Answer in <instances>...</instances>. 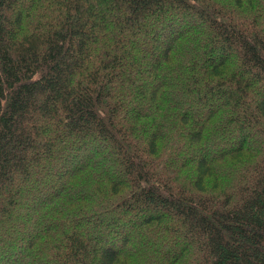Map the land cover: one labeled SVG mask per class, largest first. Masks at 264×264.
<instances>
[{
	"label": "trees",
	"instance_id": "16d2710c",
	"mask_svg": "<svg viewBox=\"0 0 264 264\" xmlns=\"http://www.w3.org/2000/svg\"><path fill=\"white\" fill-rule=\"evenodd\" d=\"M18 246L264 264V0H0L2 264Z\"/></svg>",
	"mask_w": 264,
	"mask_h": 264
},
{
	"label": "rangeland",
	"instance_id": "374dc122",
	"mask_svg": "<svg viewBox=\"0 0 264 264\" xmlns=\"http://www.w3.org/2000/svg\"><path fill=\"white\" fill-rule=\"evenodd\" d=\"M183 20H184V23H185V25H191V24H193V23H196L197 21L195 20V18L193 17V18H191V17H183ZM196 108V107H195ZM214 142H209L207 145H206V148L208 149V150H210V149H212V148H214ZM217 145H219V142H217ZM98 146V143H95L94 145H93V149H92V151L94 150V149H98L99 147H97ZM220 146V145H219ZM96 147V148H95ZM216 150V149H215ZM221 150H222V148H221ZM113 168V170H114V168L115 167H112ZM186 171V170H185ZM121 218L118 216L117 217V220H116V223L117 222H121L122 220H120ZM121 224V223H120ZM20 246H22V245H20ZM20 246H18L11 254H10V264H17V263H20L21 262V254L20 255H18L17 254V251H20L19 253H21V251H22V249H21V247ZM0 264H2V262L0 261ZM28 264H31V263H28Z\"/></svg>",
	"mask_w": 264,
	"mask_h": 264
}]
</instances>
